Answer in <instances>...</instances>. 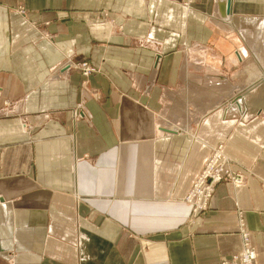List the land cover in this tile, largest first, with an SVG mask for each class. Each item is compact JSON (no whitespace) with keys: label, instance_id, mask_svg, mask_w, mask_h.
Wrapping results in <instances>:
<instances>
[{"label":"crops","instance_id":"0c3cea01","mask_svg":"<svg viewBox=\"0 0 264 264\" xmlns=\"http://www.w3.org/2000/svg\"><path fill=\"white\" fill-rule=\"evenodd\" d=\"M241 4L240 18L258 17ZM184 5L0 0V264H221L242 230L264 264V117L243 119L264 106L249 100L264 75L200 110L192 130L171 95L181 71L200 88L219 52L231 64L251 50L242 31L227 34L228 0ZM83 60L96 67L88 77L70 66ZM256 66L244 70L264 73ZM232 109L242 121L226 119ZM219 143L259 177L217 184L187 223L182 199Z\"/></svg>","mask_w":264,"mask_h":264},{"label":"rangeland","instance_id":"374dc122","mask_svg":"<svg viewBox=\"0 0 264 264\" xmlns=\"http://www.w3.org/2000/svg\"><path fill=\"white\" fill-rule=\"evenodd\" d=\"M191 3H193V0H190V1L185 0L184 8L191 5ZM241 8L248 9V10H242L244 12H248V13L250 12L247 15H251V16L254 15L258 17L254 20L252 19L251 21L240 18L238 12H235L236 11V0H232L231 9H232L233 16H235L234 22H232V24L235 27V31H234V27H231L229 26L230 24L228 25L226 23V26H229L228 27L229 32L227 34L229 36L230 34L234 33L235 38L241 35L240 34L241 31L244 34H246L247 37L245 38V44H247L251 50L250 52H248L249 54L243 55L242 60H238V62L230 64V63H227V59H228L227 54L221 51L217 55L218 61H216V63L214 62L216 64V70L211 73L208 72L210 73L208 77L204 76L205 72L202 71L200 73V75H203V80H204L202 81V85L200 88H197V85H194L192 83L194 80L197 81V79L194 78L193 80L186 81V72L185 70H182L180 73V79H178V84L171 91V95L173 94L174 96H180L181 99L183 98L182 100L186 101L185 103L186 108L189 109V111H191L188 119H189V126L192 130H195L196 126L198 125L196 124V121L200 119L201 115H203V113L200 110L207 109V107H211V106H217L219 104L225 105V102L227 103L228 100H232L233 102V100L236 99V96H238L239 94L247 90L246 88L250 82L249 80H252L255 78V77L253 78V76H250V75H257V74L264 75V73H258V72L249 73L247 72V70L246 71L244 70L249 65L251 67L256 66L258 64H261L262 66H264V0H249V1L243 0V4H241ZM18 10L20 11V14L25 13L24 12L25 10H23V8H19ZM244 15L242 14L241 16H244ZM224 32L226 31H221L219 34H223ZM248 32H249V36H248ZM238 40H240L239 37H238ZM238 43L239 42L236 39L233 47L230 49L232 52L234 53L237 52L239 48ZM210 45L214 48L216 46V45L214 46L212 42L210 43ZM77 64L79 66H82L85 64L87 68H90V70L91 69L96 70L95 65L90 63L87 60L79 61ZM205 79H208V80H205ZM262 79L264 80V76L262 77ZM258 85L259 87L261 86L259 88L261 89L259 90L260 93L259 94L255 93L249 96V100L250 98H252V100L250 101L251 103H255V101L258 99L257 97H260L259 99L262 98L264 101V83L262 82ZM210 88H212L211 91H210ZM208 90L209 92L205 94V91H208ZM200 95H201V98H199ZM194 99H195V102H199V101L200 102L195 103L194 105L193 103ZM180 105H183V103ZM194 106L198 108V111L195 109ZM249 106L253 108V104H249ZM4 107L6 106L4 105ZM261 107L258 108V106H256L255 110L253 108V113L249 111V114H247L246 118H243V119H247L248 115L250 116L257 115L260 117H264V106H261ZM234 110L235 109H232L233 113L228 112V114H226L227 116L226 119L239 118V120L242 121V117L236 114ZM0 111L2 113L3 111L4 113L6 112L5 110H2V108L0 109ZM193 111H196L197 113L195 112L196 113L195 114L193 113ZM182 120H180L179 123H181ZM183 122H185V119ZM217 149H220L219 146L215 148H211L209 150L208 156L206 157L202 168L200 169V171L198 172L196 176L197 178L195 177L196 179H194V181L191 184L190 189L186 192V195L182 199L185 204H189L191 207L188 215L186 216L187 223L193 222L196 218L204 214L209 209L210 207L209 204L211 202V198L213 196L215 186L217 184L228 183L234 186V184H236L234 182H239L237 183V186H239V185L246 184L249 176L259 177L257 173L252 169V167L244 166L243 164H240L238 162L236 163L235 162H225V163L219 162L215 165L216 169L214 171L208 169L209 168L208 164L213 159V157L216 155ZM258 162L261 163V161L259 160ZM254 164H257V162H255ZM216 172L220 173V179H215L214 176ZM204 174H206L204 176L205 186L208 188L209 185L212 184L213 182H214V186H213V190L211 191V194L207 197V201H206L207 203H206L205 208L200 209L198 206H196V203L197 205H199L198 195L194 194L192 199H189V196H190L191 191L195 190L194 188L198 186L196 182L197 179H200V177H202ZM195 191L198 193L197 190ZM204 196L206 197V192H204ZM201 201L203 202L204 200H201ZM197 208H198V211H196ZM239 221L240 223H242L243 221L242 217L239 218Z\"/></svg>","mask_w":264,"mask_h":264},{"label":"bare ground","instance_id":"6f19581e","mask_svg":"<svg viewBox=\"0 0 264 264\" xmlns=\"http://www.w3.org/2000/svg\"><path fill=\"white\" fill-rule=\"evenodd\" d=\"M231 8H232V0H228V12H231V10H232ZM70 66L73 67V68L80 69L82 75L86 76V77H88V75H90L91 73H94L96 71V70H93V69L90 70V68H87L86 65L85 66L84 65L79 66L77 63H72ZM218 146H219L220 149L216 150V155L213 157V159L208 164L209 165L208 169H210L212 171H214L216 169L215 165L217 163H219V162H221V163L231 162L230 158L224 153L223 145L220 144V145H217L215 147H218ZM215 147H213V148H215ZM205 175L206 174H204L202 177H200V179H197V181H196L197 184H198V187H195L194 189L197 190L199 193H197L195 190H193V191H191L190 196H189V199H192L194 192H195V194H198L199 205H202V206L205 204L204 202L201 201V200H205V197L203 196L202 193L204 191L210 192L211 189H212V184L209 187V189L205 186V184H204V182H205V180H204L205 177L204 176ZM218 175H220V173L216 172L214 177H217ZM234 183H236L234 185L237 186V183H239V182H234ZM187 206L189 207V209L191 208L189 204H187ZM241 233H242V248H241V250L239 252L235 253L234 255H232V257L230 259L223 261L221 264H257L256 263V252H255L254 247L251 245L249 235L247 234L248 239H249V243H250L252 248H250L248 246L244 247L243 234L245 233V231L242 230ZM243 249H244V252H243L242 256L245 255V258L242 257V259H236L233 262H231L234 259L235 256H238L243 251Z\"/></svg>","mask_w":264,"mask_h":264},{"label":"built area","instance_id":"2783aa9c","mask_svg":"<svg viewBox=\"0 0 264 264\" xmlns=\"http://www.w3.org/2000/svg\"><path fill=\"white\" fill-rule=\"evenodd\" d=\"M84 66H85V64H84ZM84 71V70H83ZM215 179H220V175H218L217 177H215ZM198 185V184H197ZM211 186V184L209 185V187ZM213 186H214V182L212 183V189H211V191L213 190ZM198 187V186H197ZM209 187H208V189H209ZM207 189V190H208ZM211 191L210 192H206V191H204V192H206V197L204 196V192L202 193L203 194V196L205 197V200L203 201L205 204L202 206V205H197V203H196V206H198L200 209H202V208H205V206H206V201H207V197L211 194ZM199 193V192H198ZM194 194H195V192H194ZM194 194H193V196H194ZM198 195V194H197ZM196 211H198V208L196 209ZM243 241H244V247L245 246H248V247H250V248H252L251 247V245H250V243H249V239H248V236H247V233H244L243 234ZM248 251V250H247ZM243 252H244V249H243V251L238 255V256H235L234 257V259L231 261V262H233L234 260H236V259H242V257L243 258H245V255L244 256H242L243 255Z\"/></svg>","mask_w":264,"mask_h":264}]
</instances>
